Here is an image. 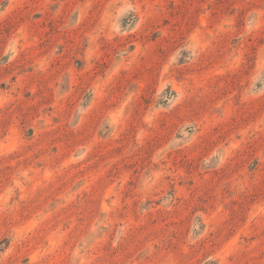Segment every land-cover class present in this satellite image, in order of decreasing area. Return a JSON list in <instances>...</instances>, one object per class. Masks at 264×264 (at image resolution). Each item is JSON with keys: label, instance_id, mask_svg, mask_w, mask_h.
<instances>
[{"label": "rangeland", "instance_id": "1", "mask_svg": "<svg viewBox=\"0 0 264 264\" xmlns=\"http://www.w3.org/2000/svg\"><path fill=\"white\" fill-rule=\"evenodd\" d=\"M0 264H264V0H0Z\"/></svg>", "mask_w": 264, "mask_h": 264}]
</instances>
